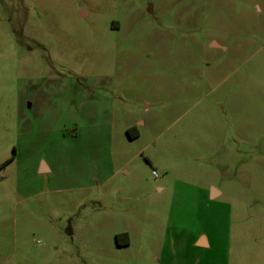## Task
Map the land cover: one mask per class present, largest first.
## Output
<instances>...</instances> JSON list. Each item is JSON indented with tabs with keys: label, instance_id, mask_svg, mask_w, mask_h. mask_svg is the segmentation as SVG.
Returning <instances> with one entry per match:
<instances>
[{
	"label": "rangeland",
	"instance_id": "1",
	"mask_svg": "<svg viewBox=\"0 0 264 264\" xmlns=\"http://www.w3.org/2000/svg\"><path fill=\"white\" fill-rule=\"evenodd\" d=\"M0 264H264V0H0Z\"/></svg>",
	"mask_w": 264,
	"mask_h": 264
},
{
	"label": "crops",
	"instance_id": "2",
	"mask_svg": "<svg viewBox=\"0 0 264 264\" xmlns=\"http://www.w3.org/2000/svg\"><path fill=\"white\" fill-rule=\"evenodd\" d=\"M45 170H46V166L43 165L41 167V172ZM208 187H210V191H207L206 201L208 204H211L212 202L216 201L221 196V193L218 189L214 188L215 186L213 184H210ZM191 245L194 249H198L200 251H205V252L211 251L212 246H213L208 235L202 232L196 234L192 238Z\"/></svg>",
	"mask_w": 264,
	"mask_h": 264
},
{
	"label": "trees",
	"instance_id": "3",
	"mask_svg": "<svg viewBox=\"0 0 264 264\" xmlns=\"http://www.w3.org/2000/svg\"><path fill=\"white\" fill-rule=\"evenodd\" d=\"M122 237H124L125 239L123 240V242H120L119 239L122 238ZM116 239H117V242H118V244L120 246H126V245H128V240H127V235L126 234L118 235L116 237Z\"/></svg>",
	"mask_w": 264,
	"mask_h": 264
},
{
	"label": "flooded vegetation",
	"instance_id": "4",
	"mask_svg": "<svg viewBox=\"0 0 264 264\" xmlns=\"http://www.w3.org/2000/svg\"><path fill=\"white\" fill-rule=\"evenodd\" d=\"M69 235H71L70 233H68Z\"/></svg>",
	"mask_w": 264,
	"mask_h": 264
}]
</instances>
